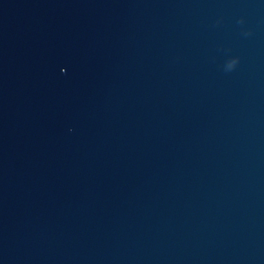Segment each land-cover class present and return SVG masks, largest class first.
I'll return each instance as SVG.
<instances>
[{
  "label": "water",
  "instance_id": "water-1",
  "mask_svg": "<svg viewBox=\"0 0 264 264\" xmlns=\"http://www.w3.org/2000/svg\"><path fill=\"white\" fill-rule=\"evenodd\" d=\"M0 264H264V0H0Z\"/></svg>",
  "mask_w": 264,
  "mask_h": 264
}]
</instances>
